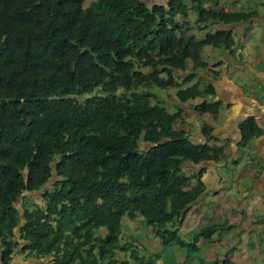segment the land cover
I'll list each match as a JSON object with an SVG mask.
<instances>
[{"label":"trees","instance_id":"16d2710c","mask_svg":"<svg viewBox=\"0 0 264 264\" xmlns=\"http://www.w3.org/2000/svg\"><path fill=\"white\" fill-rule=\"evenodd\" d=\"M218 4L0 0V264H10L19 246L50 264H156L132 250L133 237L120 243L123 225L135 220L136 230L160 241L165 264L174 247L187 255L209 245L215 226L194 235L203 242L196 247L170 224L180 225L202 192L183 165L216 161L225 146L210 144L207 125L205 142L191 140L179 128L183 111L169 113L151 90L175 91L179 104L201 100L195 113L218 117L222 103L205 100L215 96L211 84L184 87L208 67L203 49L232 53L225 27L255 15ZM217 67H210L213 79ZM239 131L244 146L260 133L253 118ZM47 184L41 207L33 195Z\"/></svg>","mask_w":264,"mask_h":264},{"label":"crops","instance_id":"0c3cea01","mask_svg":"<svg viewBox=\"0 0 264 264\" xmlns=\"http://www.w3.org/2000/svg\"><path fill=\"white\" fill-rule=\"evenodd\" d=\"M218 9L255 13L246 23L225 27L235 39L232 53L211 47L203 49L202 58L208 67L184 87L196 82L211 84L215 96L205 100L222 103L218 117L195 113L193 107L201 100L179 104L175 91H164L165 96L157 100L169 113L183 111L179 128L191 140L205 142L201 127L207 125L213 128L210 144L225 146L224 154L216 161L183 165V173L192 178L191 187H199L202 192L184 211L179 233L216 227L209 245L199 242L207 264H264V0H219ZM187 18L191 27H197L195 13L189 11ZM217 29L224 27L209 30ZM212 65H219L215 68L220 70L216 79L210 71ZM247 118L254 119L260 133L244 146L239 126ZM124 228L123 225L122 231ZM142 246L145 251L147 244ZM155 255L152 257L156 264H165L162 247ZM183 255L175 256L176 264H184Z\"/></svg>","mask_w":264,"mask_h":264},{"label":"rangeland","instance_id":"374dc122","mask_svg":"<svg viewBox=\"0 0 264 264\" xmlns=\"http://www.w3.org/2000/svg\"><path fill=\"white\" fill-rule=\"evenodd\" d=\"M142 1H144L147 4H152L154 2H159L160 4H165L166 3V0H142ZM225 1L226 0H223V2H225ZM239 11H244V10L242 9V10H239ZM162 76H164V75H162ZM99 92H100L99 89H96L94 91V94H99ZM151 92L155 95V98H156L154 100V102H157V100L159 98H162V97L165 96V92L163 90H161V89H158V88H153L151 90ZM121 94H122L121 91L118 92V95H121ZM87 97H89V96H79V97H77V99L79 101H82V100H84ZM235 188H236V186H235ZM45 189H48V190L51 189L50 185L47 184L46 186H44L42 188V190L40 192H38L37 194L33 195L34 202L36 203V205L41 206V207L44 204L41 195L44 193ZM23 195H26V194H23ZM21 201H22V198H19L18 202L15 204V206L20 210V212L22 211L21 210ZM137 225H138L137 220L132 222L130 225H129V223H128V225L127 224L125 225V227L127 229L126 228L123 229L121 237H120V243L121 244H128L131 241V237H133L134 239L140 240V243L142 245L147 244V247H146V249L144 251L141 247L138 246V245H140V246H142V245L139 243V241H137V242H133L132 250L135 249V250L141 252L140 256H144V257H147V256L150 257L152 255L156 256L155 255L156 252H159L161 250V247H162L161 243L158 241V239L154 238L152 233H150L149 231H147L145 229L136 230ZM141 226H142V224H140V227ZM179 227H180V225L178 223L170 224V228L174 229V231H177L178 235H180ZM199 231L200 230L194 229V230L188 231L187 233L182 232V235H180V240L183 241V242L194 243V246L198 247L199 245H197V244H199V243H197L194 240V235L196 233H198ZM142 234L144 235V238L142 237ZM16 235L18 236L17 232H16ZM177 243H179V242L177 241ZM183 251H184L183 248H177V247L172 248V250H170V252H168L167 261H170L171 264H176L175 259H173L174 256H176L177 254H182L183 255V253H185V255H183V257H187V256L190 257V260L187 262V264L193 263V260H194L193 258H195L196 256L198 258L202 259V261L206 262V259L204 258V254H203L204 252L200 248V246L198 248V252H195V253H192V254H187L186 255V252L185 251L183 252ZM165 253L167 254L166 251H165ZM121 254L122 253H120V255ZM10 264H50V259L36 260V259L27 258L26 254H23L21 252V246H19L17 248V250L13 253L12 261H11Z\"/></svg>","mask_w":264,"mask_h":264}]
</instances>
